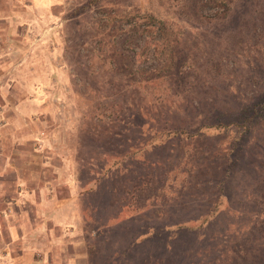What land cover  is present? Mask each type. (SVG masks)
I'll return each mask as SVG.
<instances>
[{
	"label": "rangeland",
	"instance_id": "obj_1",
	"mask_svg": "<svg viewBox=\"0 0 264 264\" xmlns=\"http://www.w3.org/2000/svg\"><path fill=\"white\" fill-rule=\"evenodd\" d=\"M56 1L21 149L68 215L59 262L264 264V0Z\"/></svg>",
	"mask_w": 264,
	"mask_h": 264
},
{
	"label": "crops",
	"instance_id": "obj_2",
	"mask_svg": "<svg viewBox=\"0 0 264 264\" xmlns=\"http://www.w3.org/2000/svg\"><path fill=\"white\" fill-rule=\"evenodd\" d=\"M57 7L56 0H0V264H73L69 256L56 257L69 234L57 189L46 190L35 155L21 149L28 140L40 142L32 116L46 108L51 56L40 36L58 25ZM73 195L69 205L76 206Z\"/></svg>",
	"mask_w": 264,
	"mask_h": 264
},
{
	"label": "trees",
	"instance_id": "obj_3",
	"mask_svg": "<svg viewBox=\"0 0 264 264\" xmlns=\"http://www.w3.org/2000/svg\"><path fill=\"white\" fill-rule=\"evenodd\" d=\"M218 4L221 5V6H225V4H224V0H220V1L218 2Z\"/></svg>",
	"mask_w": 264,
	"mask_h": 264
}]
</instances>
